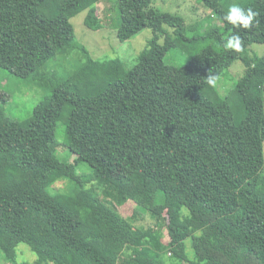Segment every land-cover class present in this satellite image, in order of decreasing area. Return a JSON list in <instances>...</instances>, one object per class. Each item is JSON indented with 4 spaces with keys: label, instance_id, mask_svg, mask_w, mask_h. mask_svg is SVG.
I'll use <instances>...</instances> for the list:
<instances>
[{
    "label": "trees",
    "instance_id": "1",
    "mask_svg": "<svg viewBox=\"0 0 264 264\" xmlns=\"http://www.w3.org/2000/svg\"><path fill=\"white\" fill-rule=\"evenodd\" d=\"M103 1L0 0V68L41 77L50 59L71 48L72 17L86 10L89 28L106 25L98 15ZM111 1L108 24L120 40L153 31L131 69L102 83L89 59L25 121L0 106V264H19L20 243L36 253L34 264H169L168 251L181 264H264V53L246 63L228 94L217 90L206 115L190 111L248 46L264 42V0H197L215 22L188 39L199 27L181 14L152 0ZM233 3L259 13L251 29L224 19ZM237 32L241 50L227 49ZM186 40L194 53L168 63ZM202 40L208 43L197 48ZM59 126L73 161L58 151ZM128 152L147 180L142 187L114 175ZM147 216L185 239L157 243L153 226L137 223ZM147 243L154 257L131 251Z\"/></svg>",
    "mask_w": 264,
    "mask_h": 264
},
{
    "label": "rangeland",
    "instance_id": "2",
    "mask_svg": "<svg viewBox=\"0 0 264 264\" xmlns=\"http://www.w3.org/2000/svg\"><path fill=\"white\" fill-rule=\"evenodd\" d=\"M152 1L162 11L178 13L184 16L187 26L197 25L199 27V29L192 32L189 31L185 34L184 39H188L189 37L194 38L196 35H200V33L209 30L213 22H215L209 9L205 8L197 0ZM111 5V0H104L100 3L98 15L106 25L99 29H92L86 25V10L81 11L71 18L75 32V38L71 48L57 54L55 58L50 59L47 63V68L44 70L45 74L41 77L35 78L31 76L29 78H19L8 70L0 68V96L2 100L0 106L3 109L6 108L7 115L19 121H25L30 118L34 106L50 95L53 85L61 82L63 77L73 74L86 61H89V59H93L97 63L98 75L102 83L108 82L114 76L121 75L124 71H128L136 64L140 53L152 37L153 31L151 28L145 27L131 38L120 40L117 37L115 27L108 24L111 16L108 7ZM169 30L172 31L173 29L169 28ZM203 41L199 42L197 48L208 43V41ZM160 42H164L163 37L160 39ZM192 44L189 40L184 41L183 44L182 42L179 43L176 50L166 55V61L170 64L181 65L188 59L185 56L188 51L189 56L194 53V50H189ZM262 53H264V42L252 43L248 46L243 51L241 59H237L224 72L223 76L216 81L218 89L215 88L216 91L214 88L210 89L204 95L197 98L190 106V111L198 117L206 115L212 109V103L217 98L218 91L226 95L234 89L238 79L244 73V69L247 66L246 63L248 61L254 62V59ZM118 68L121 70H118ZM2 119L3 117L0 119V124ZM4 121L5 119L3 123ZM61 128L59 126L57 130V137L61 142L58 151L63 154L62 156L73 161L75 155L68 150L66 151L63 145L64 138L62 139ZM136 166V156L128 152L125 154L122 166L117 169L114 175L117 178L130 177L138 186L142 187L147 180ZM137 223L144 224L145 226H153L150 236L157 243L162 244L164 242L168 246L174 245L186 237L183 232L173 225H164L160 229L154 227L155 222L149 216ZM222 223L229 234L235 233L231 226L224 221ZM19 248L18 263L28 262L29 264H34L37 256L30 246L26 243H20ZM131 251L140 254L145 259H150L158 253L150 243L140 247H133ZM164 257L168 260L169 264H181V259L169 251L166 252Z\"/></svg>",
    "mask_w": 264,
    "mask_h": 264
},
{
    "label": "clouds",
    "instance_id": "3",
    "mask_svg": "<svg viewBox=\"0 0 264 264\" xmlns=\"http://www.w3.org/2000/svg\"><path fill=\"white\" fill-rule=\"evenodd\" d=\"M259 15L257 11L252 8H244L238 3H233L229 6L227 12L224 15V19L232 26L237 29H251L254 26V21ZM225 47L229 50L240 51L242 48V38L237 33L229 36L225 43ZM208 83L214 84L215 77L212 75L208 76Z\"/></svg>",
    "mask_w": 264,
    "mask_h": 264
}]
</instances>
